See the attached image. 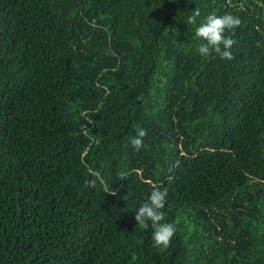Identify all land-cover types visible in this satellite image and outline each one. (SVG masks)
<instances>
[{"label":"trees","instance_id":"16d2710c","mask_svg":"<svg viewBox=\"0 0 264 264\" xmlns=\"http://www.w3.org/2000/svg\"><path fill=\"white\" fill-rule=\"evenodd\" d=\"M211 13L231 61L197 52ZM0 264H264V0H0Z\"/></svg>","mask_w":264,"mask_h":264},{"label":"clouds","instance_id":"9594fccd","mask_svg":"<svg viewBox=\"0 0 264 264\" xmlns=\"http://www.w3.org/2000/svg\"><path fill=\"white\" fill-rule=\"evenodd\" d=\"M201 13L196 9L188 17L187 23L195 25L197 18ZM241 21L232 14L217 15L211 13L207 15L205 20L195 29V36L201 41L197 47V52L202 57H209L213 54L220 57L221 60L231 61L234 56L231 52L235 40L225 33L232 32L240 25ZM147 131L141 127H137L136 135L131 138V146L136 151H140L144 147V137ZM98 172H91L92 177L98 176ZM86 188H95L96 179L85 181ZM116 195L115 191L109 193ZM168 189L153 184L148 199L140 205L136 210L135 221L139 228L148 230L151 228L153 246L157 248L167 249L176 233V225L166 222L165 207L168 204ZM170 207V205H169Z\"/></svg>","mask_w":264,"mask_h":264}]
</instances>
